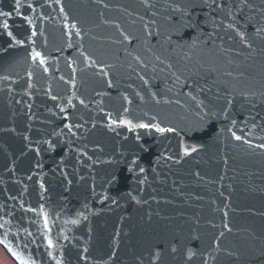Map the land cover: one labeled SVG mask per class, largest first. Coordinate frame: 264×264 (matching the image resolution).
Returning a JSON list of instances; mask_svg holds the SVG:
<instances>
[{
	"label": "water",
	"instance_id": "1",
	"mask_svg": "<svg viewBox=\"0 0 264 264\" xmlns=\"http://www.w3.org/2000/svg\"><path fill=\"white\" fill-rule=\"evenodd\" d=\"M0 244L264 264V0H0Z\"/></svg>",
	"mask_w": 264,
	"mask_h": 264
},
{
	"label": "rangeland",
	"instance_id": "2",
	"mask_svg": "<svg viewBox=\"0 0 264 264\" xmlns=\"http://www.w3.org/2000/svg\"><path fill=\"white\" fill-rule=\"evenodd\" d=\"M0 264H14L6 255V253L0 248Z\"/></svg>",
	"mask_w": 264,
	"mask_h": 264
}]
</instances>
